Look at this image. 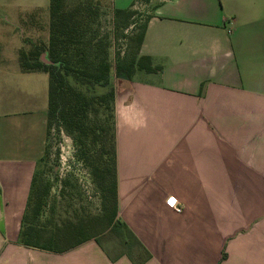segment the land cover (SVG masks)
<instances>
[{
	"label": "crops",
	"instance_id": "crops-1",
	"mask_svg": "<svg viewBox=\"0 0 264 264\" xmlns=\"http://www.w3.org/2000/svg\"><path fill=\"white\" fill-rule=\"evenodd\" d=\"M140 56L153 71L118 80L114 111L118 219L142 252L19 243L49 104L21 69L35 89L0 83V264H264V0H159Z\"/></svg>",
	"mask_w": 264,
	"mask_h": 264
},
{
	"label": "trees",
	"instance_id": "trees-1",
	"mask_svg": "<svg viewBox=\"0 0 264 264\" xmlns=\"http://www.w3.org/2000/svg\"><path fill=\"white\" fill-rule=\"evenodd\" d=\"M94 1L79 0L76 5L69 6L68 0H50L48 44L20 51V66L24 73L48 75L47 137L53 125L73 137L77 158L90 170L92 182L100 192L101 212L95 216L67 219L61 222L63 224H55L52 220L44 226L32 225L40 223L46 206L45 195L37 188L36 172L19 238V243L26 247L61 253L92 239L100 242V236L117 230H125L138 243L118 219L116 90L112 88L106 94L90 96L72 84L70 78L76 83L86 81V84L106 87L112 74L132 79L137 71L152 72L148 59L140 56L151 16L140 23L135 20L136 10L114 9L115 26L123 30L132 27V34L125 38L132 42L135 51L131 59L120 58L119 54L113 66L107 53L109 43L98 39L93 30L98 9ZM100 107L110 110L104 120L99 118Z\"/></svg>",
	"mask_w": 264,
	"mask_h": 264
},
{
	"label": "rangeland",
	"instance_id": "rangeland-1",
	"mask_svg": "<svg viewBox=\"0 0 264 264\" xmlns=\"http://www.w3.org/2000/svg\"><path fill=\"white\" fill-rule=\"evenodd\" d=\"M30 1L0 0V83L4 91L6 87L15 89L13 79L17 77L19 95L26 94L29 89H35L33 81L24 78L26 76L21 74L20 51L23 49L30 51L37 45H44L49 38L46 26L50 20V0H40L38 4ZM78 1L68 0V5L74 6ZM94 2L98 9L93 30L98 39L109 43L107 47L109 62L114 66L119 60L117 58L119 54L120 58L131 59L135 51L134 45L125 37L132 34V27L123 30L115 26L109 0ZM158 3L159 0H138L134 9L138 13L135 20L144 23ZM34 24L39 26H32ZM44 77V85L49 89V77L45 74ZM124 78L125 75L112 74L111 81L106 87L86 84V81L81 84L76 83L73 78H70V82L90 96H100L112 88L116 90L118 80ZM41 86L42 83L39 88ZM24 87H26L25 91ZM111 104L109 102V105ZM109 115L110 110L99 108L100 119L104 120ZM46 145V152L37 169V188L39 193L45 195L46 206L40 216V223H32V225L44 226L51 224L48 221L52 220L55 224H63L61 222L67 219L99 215L100 192L92 182L90 170L77 158V147L73 137L63 128L58 129L53 125ZM99 240L106 244L104 245L106 250H129L135 254L142 252L136 241L125 230L107 232L100 236ZM108 241L111 243H106Z\"/></svg>",
	"mask_w": 264,
	"mask_h": 264
},
{
	"label": "snow or ice",
	"instance_id": "snow-or-ice-1",
	"mask_svg": "<svg viewBox=\"0 0 264 264\" xmlns=\"http://www.w3.org/2000/svg\"><path fill=\"white\" fill-rule=\"evenodd\" d=\"M170 203H173V201H170Z\"/></svg>",
	"mask_w": 264,
	"mask_h": 264
}]
</instances>
